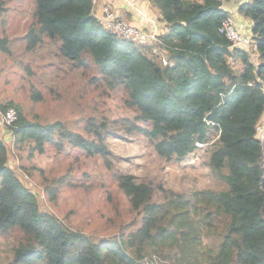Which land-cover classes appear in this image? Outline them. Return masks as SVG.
Wrapping results in <instances>:
<instances>
[{
	"label": "trees",
	"instance_id": "1",
	"mask_svg": "<svg viewBox=\"0 0 264 264\" xmlns=\"http://www.w3.org/2000/svg\"><path fill=\"white\" fill-rule=\"evenodd\" d=\"M141 1L150 10L153 4L161 21L152 44H134L106 30L93 0H35L22 37L25 49L49 41L58 56L87 76V85L122 90L132 116L119 122L142 132L168 161L183 160L195 143H206L210 131L217 132L209 166L227 189L183 193L115 173L117 188L139 220L126 234L95 239L40 208L8 166L7 139L0 136V237L10 248L3 264H264V136L257 134L264 118V0L237 4V13L252 23L256 63L251 50L232 46L219 33L231 15L222 2ZM11 43L0 38V52L10 54ZM32 98L41 99L36 91ZM12 108L17 119L1 124L19 151L27 146L43 153L48 144L61 152L71 146L99 156L110 169L105 139L119 136L117 121L89 117L91 139L60 122L32 123L19 106L0 103V113ZM56 180L45 186L52 203ZM209 237L214 246L204 245Z\"/></svg>",
	"mask_w": 264,
	"mask_h": 264
},
{
	"label": "rangeland",
	"instance_id": "2",
	"mask_svg": "<svg viewBox=\"0 0 264 264\" xmlns=\"http://www.w3.org/2000/svg\"><path fill=\"white\" fill-rule=\"evenodd\" d=\"M101 1L104 0H97L100 3L94 6L95 15L98 9L102 13L104 6L112 7ZM229 1H224L223 6H228ZM132 2L141 5V0ZM34 4L35 0H0V38L12 41L10 54L0 52V103L12 102L19 106L32 123L60 122L69 131L85 138H91L86 131L89 117L115 120L121 131L119 136L110 135L105 139L111 151L110 169H107L99 156H88L71 146L61 152L48 144L43 153L31 152L27 146L19 151L13 145L9 130L0 122V136L7 139L9 147L8 166L36 195L42 210L52 212L73 231L95 239H109L128 233L130 225L139 220L117 188L115 173L132 175L137 182L161 184L183 193L227 189L225 182L209 166L210 154L217 144V132L211 130L206 144L195 148L183 160L168 161L157 153L142 132L127 130L129 123L119 122L120 119L131 120L132 116L125 107L122 90L110 91L105 85H87V76H82L81 70L58 56L55 44L49 41L27 51L22 37L31 24ZM150 12L158 15L153 4ZM232 17L237 31L250 38L251 21L244 19L242 27L239 24L241 16L233 14ZM153 25L152 29L158 30V26ZM251 53L256 63L257 56L252 50ZM35 91L41 99L32 98ZM257 134L264 136V118L258 125ZM55 179L59 184H56L57 194L52 203L45 186ZM159 198L160 195L155 193L154 199ZM7 242L6 238L0 237V264L10 256ZM203 243L214 246L215 240L204 238Z\"/></svg>",
	"mask_w": 264,
	"mask_h": 264
},
{
	"label": "built area",
	"instance_id": "3",
	"mask_svg": "<svg viewBox=\"0 0 264 264\" xmlns=\"http://www.w3.org/2000/svg\"><path fill=\"white\" fill-rule=\"evenodd\" d=\"M224 2L225 0H218ZM99 2L93 0V5H97ZM119 15H116V12L108 7L104 6L102 8L101 16L99 20L101 24L105 27L106 30L111 32L118 38L125 39L126 41L132 42L138 45H148L152 44L156 40L157 29L154 27L152 32H144L143 29H140L132 24H130L126 19H122ZM154 26V25H153ZM219 33L226 36V38L231 42L232 46H239L242 48L250 47L251 38L242 36L235 28V22L233 17L228 16L225 21L222 23ZM163 63L166 64L165 59ZM17 119V114L14 109H9L6 113H1L0 122L4 125H11ZM196 148H202L206 143L197 142Z\"/></svg>",
	"mask_w": 264,
	"mask_h": 264
},
{
	"label": "crops",
	"instance_id": "4",
	"mask_svg": "<svg viewBox=\"0 0 264 264\" xmlns=\"http://www.w3.org/2000/svg\"><path fill=\"white\" fill-rule=\"evenodd\" d=\"M127 1H125V0H104V1H101V3L104 2L103 4H107V5L109 3L112 6L111 8L116 12L117 15H119L123 18L124 17L127 18L130 24H132V25H134L140 29L149 30V29H151V27L153 26L154 23L158 26V29H159V27L161 25V21L159 20V15H157L158 17L155 18L152 15V13L150 12V10H148L150 8L146 2L141 1V5H138V3L136 4V3L132 2V0H131L129 2L132 5H130ZM239 1L240 0H230L229 5L224 6V8L231 14V16L233 14L240 16L237 13V4ZM127 3L129 6L126 5ZM100 13H101L100 9H98L96 11V15L99 17ZM123 15H125V16H123ZM240 18L241 19L239 20V24L242 27H244L243 20L247 19V18H244L242 16ZM154 19H155V21H154ZM250 26H252V25L250 24ZM249 33H251V30ZM250 38H251V36H250Z\"/></svg>",
	"mask_w": 264,
	"mask_h": 264
}]
</instances>
